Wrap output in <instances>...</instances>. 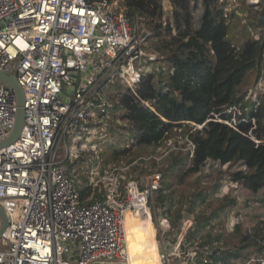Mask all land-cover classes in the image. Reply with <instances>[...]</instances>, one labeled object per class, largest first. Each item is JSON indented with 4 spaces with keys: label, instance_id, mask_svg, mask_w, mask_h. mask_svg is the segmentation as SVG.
Returning a JSON list of instances; mask_svg holds the SVG:
<instances>
[{
    "label": "built area",
    "instance_id": "2783aa9c",
    "mask_svg": "<svg viewBox=\"0 0 264 264\" xmlns=\"http://www.w3.org/2000/svg\"><path fill=\"white\" fill-rule=\"evenodd\" d=\"M244 1L259 9L264 5V0ZM218 2L225 16L245 15L241 0ZM111 6L108 0H0V70L15 74L25 97L20 135L0 148V205L8 220L0 236L5 241L0 264H125L124 217L147 208L160 187L157 170L141 183L125 168L110 166L99 177L90 176L103 185L104 197L81 199L68 174L70 145L60 147L69 132L77 135L87 122L102 121L96 110L107 113L110 106L103 85L123 79L126 88L158 58L148 52L143 69L150 32L137 17L130 23L123 4ZM241 108L240 101L225 106L231 117L223 122L233 126ZM16 109L13 90L0 83V141L11 132ZM225 179L221 192L239 186ZM247 194V199L236 196L231 222L264 210L261 196ZM178 219L177 248L195 226L196 212L184 209ZM188 254L191 264H264V254L211 263L197 241Z\"/></svg>",
    "mask_w": 264,
    "mask_h": 264
},
{
    "label": "trees",
    "instance_id": "16d2710c",
    "mask_svg": "<svg viewBox=\"0 0 264 264\" xmlns=\"http://www.w3.org/2000/svg\"><path fill=\"white\" fill-rule=\"evenodd\" d=\"M117 1L125 6L129 21L137 17L140 27L150 32L144 49L157 53L158 58L153 61V69L141 73L134 84L110 95V106L103 107L107 113L96 110L102 118L107 114L112 116L109 121L112 140L107 144L111 151L109 156L99 152L103 164L100 168L98 165L99 174L110 167L111 161L136 160L140 157L139 151L158 147L168 134L180 127L189 132L193 145L190 164L184 172L195 174L213 161L220 172L222 168L230 172L229 180L233 184L254 195L263 191L257 198L264 203V88L257 85L264 68V35L261 33L256 38V31L250 30L264 26V5L259 9L241 0L240 10L245 13L247 24L234 11L225 16L218 0ZM238 24L242 39L231 40L232 25ZM250 73H255V78L248 93L242 87ZM239 101L242 108L235 124L224 123L223 120L231 117L224 112V107ZM90 122L88 127L92 126ZM79 155L73 161L67 160L70 177L86 163L84 156ZM94 157L96 153L86 159L95 162ZM168 160L171 167L181 164L179 168L183 170L184 158L173 152ZM236 163L239 166L233 169ZM155 164V161L148 162L150 172ZM136 167L131 166L125 172ZM132 179L139 181L136 175ZM73 181L81 199L104 197L103 185L94 183L90 176L83 183L74 178ZM165 182L162 177L157 203L166 207L173 225L178 227V218L185 207L190 212L198 210L196 224L186 234L182 247L197 241L201 248H207L211 263L264 254L262 208L247 220L231 222L229 213L238 204L236 195L231 196L234 188L227 193L220 192L223 184L216 181L212 188L220 203L204 216L205 205L199 207V202L206 198L207 191L194 189L193 199L186 197L189 205L185 206L183 197L175 208L171 193L170 201L166 202L169 187Z\"/></svg>",
    "mask_w": 264,
    "mask_h": 264
},
{
    "label": "rangeland",
    "instance_id": "374dc122",
    "mask_svg": "<svg viewBox=\"0 0 264 264\" xmlns=\"http://www.w3.org/2000/svg\"><path fill=\"white\" fill-rule=\"evenodd\" d=\"M120 3L121 2L117 0L112 1V9L115 6H119ZM165 5L166 4H164L163 6L164 8L167 7ZM119 9L122 10L121 7H119ZM242 17L243 23L248 24V19H246L243 15ZM130 23L133 25L134 21H130ZM240 28V24H238L237 26L232 25L231 33L229 36L231 40L242 39V36L238 32ZM263 28L264 26H260L257 27L255 30L251 28L250 30L251 33L253 31H256V35L258 33H261ZM144 52L145 55L142 57L144 63L143 69L147 70L148 62L146 55L150 51L144 49ZM263 74L264 68L260 72V79L258 81L259 83L257 84L263 86L262 88H264ZM254 78L255 73H250L247 80L243 83L244 85L242 88H244V90L248 93L252 90ZM125 86V81L123 79H120L119 84L111 81L103 85L101 90L108 93V96L110 97V95L115 93L117 89L122 91ZM111 118V115H107L105 116V118L102 119L103 123H101V121L99 124L94 123V121L92 120V126L82 127L80 129V133H78L77 135H74L75 133L73 132H69V137L60 142V147H63L65 143H68L70 145L69 151L73 155L71 156L73 160L74 158H79L77 157L79 154H81L85 158L86 163L81 164L82 167L76 168L77 174H72V179L74 178L76 182L83 183L85 179H87V177L89 176L99 177L100 174L98 170V165L99 168L100 166H103L102 162H100L99 159L100 153L104 152V156H109V153L111 151V149L107 147L109 141L112 140V135H110L111 125L109 123ZM188 133L189 132L186 131L184 132V129L180 127L175 128L174 131L170 133V135H167V138L158 147H147L142 151H136L140 153L138 154L140 157L136 160H133L131 158H122L111 161L109 165L111 167L116 166L122 169L125 168L124 171H127L131 166L138 165L136 169H131L128 173L126 172V175L131 178L132 176L136 175L139 179V182L143 183L148 174L151 173L149 171L150 166L148 165V162L155 161V166H152L151 168L154 170H159L158 168L161 169L159 170V172L162 174L163 180L166 181L165 183L169 187V189H167L166 191V202L170 201L171 193V198L174 202L175 208H177L179 202L183 199V197H185L183 203L185 204V206H188L189 200L186 199V197H192V192L194 189H201L205 192L207 191L208 193L206 195V198L203 197V201L199 202V207L205 205V211L203 212L205 213L204 216H206L216 208L218 203H220L218 197H216V193H214L215 190L213 191L212 188L214 183L216 181L218 183L222 182L225 177H229L230 172L223 170V168L221 169L222 172H220L218 165L212 162H208L205 166L202 167L200 172H197L195 174H187L186 172H184V170L189 166L191 159L190 151L192 145L188 138ZM124 145L125 144L122 143V146ZM173 152L177 155V157L185 159V164H183V170L182 168H179L181 164L175 168L171 167L170 160H168V157ZM62 153L63 152H60V155H62ZM92 153H96V157H94L96 158L95 162L86 159L87 156L91 155ZM238 166L239 164L236 163V165L233 166V169H236ZM224 191L227 192V190ZM233 191L234 192H231V196L236 195L238 196V198L247 199L248 192L244 190L241 185L237 186L236 190L233 189ZM262 193L263 191H260L257 196L262 195ZM157 195L158 191L155 192L152 198L149 199L147 208L150 212L151 225L153 227L154 239L156 241L158 253L160 254V262L161 264H191V257L190 254H188V251L191 249L192 244L185 248L182 246L177 248L178 227L171 223L170 216L167 215L164 209L166 207L158 205ZM197 211L198 210H196L195 212L197 213ZM221 214L224 215L222 212ZM164 219L167 222H165ZM178 223L179 219L177 224ZM201 234H203V231L201 232ZM0 241L5 243V241L1 238ZM174 249L176 254H172V251H174ZM125 264H128V262L126 261Z\"/></svg>",
    "mask_w": 264,
    "mask_h": 264
},
{
    "label": "water",
    "instance_id": "95a60500",
    "mask_svg": "<svg viewBox=\"0 0 264 264\" xmlns=\"http://www.w3.org/2000/svg\"><path fill=\"white\" fill-rule=\"evenodd\" d=\"M79 74L71 73V77H78ZM0 83L5 84L6 86L10 87L16 97V114H15V123L14 126L9 133V135L0 141V148L4 147L12 142H14L18 136L20 135V132L22 130L23 124H24V92L19 85V83L16 80L15 74H10L4 70H0ZM8 224L7 220V214L0 205V236L2 231L6 228Z\"/></svg>",
    "mask_w": 264,
    "mask_h": 264
},
{
    "label": "crops",
    "instance_id": "0c3cea01",
    "mask_svg": "<svg viewBox=\"0 0 264 264\" xmlns=\"http://www.w3.org/2000/svg\"><path fill=\"white\" fill-rule=\"evenodd\" d=\"M143 216L130 224L129 239L125 242V249L128 254L144 255L157 249L154 239V231L148 217ZM146 219V220H144Z\"/></svg>",
    "mask_w": 264,
    "mask_h": 264
},
{
    "label": "bare ground",
    "instance_id": "6f19581e",
    "mask_svg": "<svg viewBox=\"0 0 264 264\" xmlns=\"http://www.w3.org/2000/svg\"><path fill=\"white\" fill-rule=\"evenodd\" d=\"M147 216L149 222L151 223L150 212L146 207L140 208L135 212H127L124 217V241L126 242L127 238L129 239V230L130 224L134 225V222L137 221L139 218ZM146 217V218H147ZM146 220V219H144ZM127 254V262L128 264H161L160 262V254L158 253V249L155 251L146 253L144 255H136V254Z\"/></svg>",
    "mask_w": 264,
    "mask_h": 264
}]
</instances>
